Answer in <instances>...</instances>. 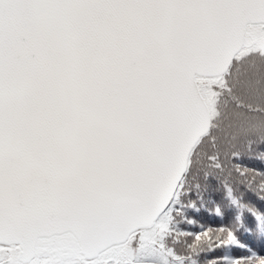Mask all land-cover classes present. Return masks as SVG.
<instances>
[{"label":"snow or ice","instance_id":"1","mask_svg":"<svg viewBox=\"0 0 264 264\" xmlns=\"http://www.w3.org/2000/svg\"><path fill=\"white\" fill-rule=\"evenodd\" d=\"M0 264H264V0H0Z\"/></svg>","mask_w":264,"mask_h":264},{"label":"trees","instance_id":"2","mask_svg":"<svg viewBox=\"0 0 264 264\" xmlns=\"http://www.w3.org/2000/svg\"><path fill=\"white\" fill-rule=\"evenodd\" d=\"M211 223H212V224H217V223H219V221H217V220H213V221H211Z\"/></svg>","mask_w":264,"mask_h":264}]
</instances>
